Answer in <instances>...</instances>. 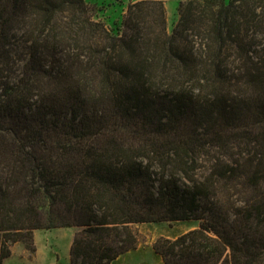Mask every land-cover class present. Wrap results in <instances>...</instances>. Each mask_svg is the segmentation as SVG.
I'll list each match as a JSON object with an SVG mask.
<instances>
[{
  "label": "trees",
  "instance_id": "1",
  "mask_svg": "<svg viewBox=\"0 0 264 264\" xmlns=\"http://www.w3.org/2000/svg\"><path fill=\"white\" fill-rule=\"evenodd\" d=\"M0 0V264L76 228L111 264L137 223L199 220L163 264H264V0ZM119 26V27H118Z\"/></svg>",
  "mask_w": 264,
  "mask_h": 264
},
{
  "label": "rangeland",
  "instance_id": "2",
  "mask_svg": "<svg viewBox=\"0 0 264 264\" xmlns=\"http://www.w3.org/2000/svg\"><path fill=\"white\" fill-rule=\"evenodd\" d=\"M92 4L93 18L116 30L115 23L121 21L127 7L139 0H86ZM165 8L168 30L177 19V7L186 0H161ZM228 2L229 0H225ZM119 27V26H118ZM170 31V30H169ZM199 220H178L133 224L137 242L135 248L119 256L111 264H163L154 252L153 245L159 239H174L199 225ZM76 228L61 227L34 231V252L16 243L4 264H70L69 248Z\"/></svg>",
  "mask_w": 264,
  "mask_h": 264
}]
</instances>
